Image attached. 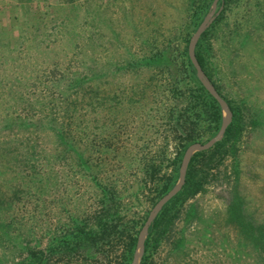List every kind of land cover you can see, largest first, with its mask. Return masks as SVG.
<instances>
[{
  "label": "rangeland",
  "instance_id": "rangeland-1",
  "mask_svg": "<svg viewBox=\"0 0 264 264\" xmlns=\"http://www.w3.org/2000/svg\"><path fill=\"white\" fill-rule=\"evenodd\" d=\"M200 1L0 0V89H22L25 79L47 88L51 69L99 73L86 83L80 116H72L75 152L54 162L51 136L32 152L19 135L0 150V264L26 263L28 249L43 252L46 264H131L139 232L175 186L187 147L206 143L221 125L206 102L187 99L195 87L189 40L214 0L203 12ZM219 8L194 55L202 51L220 93L201 67L205 75L242 113L241 132L234 155L210 172L204 188L174 203L177 216L151 264H264V0H217ZM10 185L23 189L19 200ZM238 209L243 218L236 221ZM99 217L114 229L103 247L89 244ZM78 229L93 235L74 241L68 254L61 243Z\"/></svg>",
  "mask_w": 264,
  "mask_h": 264
},
{
  "label": "trees",
  "instance_id": "trees-1",
  "mask_svg": "<svg viewBox=\"0 0 264 264\" xmlns=\"http://www.w3.org/2000/svg\"><path fill=\"white\" fill-rule=\"evenodd\" d=\"M205 7L206 0H201L197 8L200 12H203ZM222 14L223 11L220 12L215 21L219 20ZM211 26H213V24ZM207 31H209V29L202 34V37H205ZM10 45L11 41L9 39L7 41V46L9 47ZM196 58L206 75L211 79L217 91L220 93L218 85L215 84L211 72L206 67L205 55L199 48L196 51ZM187 64L189 75L195 79V87L191 88V93H188V102H192L193 105L206 102L211 119L218 127L221 123V109L219 103L208 91H206L202 83L196 78L195 69L190 61L189 55H187ZM82 70H88V68ZM48 73L50 74L52 85L47 88L38 87L37 85L39 84L36 82H29V79H25L26 83L22 86V89L16 84L4 83L2 85L3 88L0 89V97L3 96L0 98V150H9L10 144H14L18 141L14 139L13 136L19 135L20 137L23 136L25 139L22 144L24 149L32 152L33 148L38 147L40 143L42 144L44 139L51 136L57 145L55 149L56 153H53L52 158L54 162L63 158L65 155L68 156L70 152L76 151V149H74L75 139L71 132L72 127L70 126L72 123V116H80L76 113V108L85 102L84 96L88 94L86 93V87L88 86L86 83L88 80L99 78V73L98 71H91L87 74L82 71H76V73L73 74L72 72L69 73L61 69H51ZM22 74L24 75V73ZM5 75H2V78L7 80L10 79V74ZM37 77H39L38 73L35 78ZM53 87L56 88V90L52 89ZM56 91L57 93L55 94L54 92ZM73 94H76L74 98ZM229 106L232 111V120L225 130L223 139L217 142L212 148L198 151L191 157L186 171L184 185L181 190L162 207L152 224V228H150L151 230L145 241V254L141 264L152 263V253L157 249L163 236L169 233V227L177 216L179 208H176L174 203L178 202L181 205L187 198L201 191L209 181L210 172L219 167L226 156L234 155L235 142L241 132L240 122L243 116L241 115L242 113L235 110L234 106L230 103ZM191 138V135H187L185 139L189 141ZM83 154V152L77 153V158L81 163H85L86 160ZM178 160L180 161L181 159L179 158ZM2 174L3 172L0 171V176ZM170 184L171 178L167 177L165 179L164 188L167 189ZM8 191H11L14 200L17 201L23 189L19 185H10ZM242 210L243 209L235 210L232 219L236 221L241 220L243 218ZM103 218L99 217L101 221L99 224V231L97 235L93 237L99 240L101 244L98 243L99 241L95 242L93 238L91 239L92 243H89L95 244L94 246L96 247L107 243L106 237H111V232L114 231L110 226L111 222H109V219L105 220ZM249 226V228H251V225ZM263 229L262 227V230ZM250 231H252V229H250ZM122 233L128 235V231L126 230ZM245 233L247 232L245 231ZM91 235H93L92 232L78 229L75 234L71 235L70 239H64V241H62L60 249H64L65 252L69 254L72 251L74 241L80 242V238L86 239ZM135 241L136 237H131L128 240L126 245V251L128 253L132 251ZM85 244L89 245L87 243ZM28 252L29 256L26 259L27 262L23 264H46L47 259L46 257L43 258V252L40 253L38 250L34 249H28Z\"/></svg>",
  "mask_w": 264,
  "mask_h": 264
},
{
  "label": "water",
  "instance_id": "water-1",
  "mask_svg": "<svg viewBox=\"0 0 264 264\" xmlns=\"http://www.w3.org/2000/svg\"><path fill=\"white\" fill-rule=\"evenodd\" d=\"M216 2L217 0L213 1L210 12L204 18L201 24L198 26L194 34L191 36L189 40V44H188V55L196 69V74H197L198 79L200 80L202 85L205 87V89L216 99V101L219 103L221 107V111H222L221 125L219 127L217 134L214 137H212L209 141H207L206 143L196 142V143H192L191 145L187 147L183 155V158H182L181 166L179 169V177H178V180L175 186L155 204L153 209L149 212V215L147 219L145 220L139 232V235L137 238V245H136V249H135L131 264H139L140 258H141V255L144 249V240L147 235V230L149 228V225L152 223L153 219L157 215V213L160 211L163 205L182 188L185 182L187 165H188V162L191 156L197 151L209 149L210 147L214 145L216 141L220 140L223 137V134L227 126L232 120V111L230 110L228 104L219 95V93L216 91L214 86L211 84V82L205 75L204 71L202 70L197 58L194 55V46H195L197 39L208 28V26L211 24V22L213 21V19L215 18V16L218 14L220 10L219 8L218 11L215 12Z\"/></svg>",
  "mask_w": 264,
  "mask_h": 264
}]
</instances>
